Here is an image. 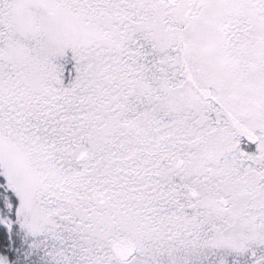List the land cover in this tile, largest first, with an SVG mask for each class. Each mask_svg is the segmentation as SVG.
<instances>
[{"label": "snow or ice", "instance_id": "snow-or-ice-1", "mask_svg": "<svg viewBox=\"0 0 264 264\" xmlns=\"http://www.w3.org/2000/svg\"><path fill=\"white\" fill-rule=\"evenodd\" d=\"M0 264H264V0H0Z\"/></svg>", "mask_w": 264, "mask_h": 264}]
</instances>
